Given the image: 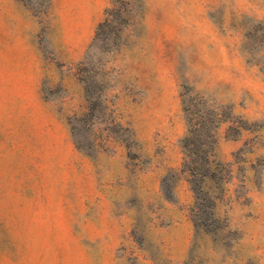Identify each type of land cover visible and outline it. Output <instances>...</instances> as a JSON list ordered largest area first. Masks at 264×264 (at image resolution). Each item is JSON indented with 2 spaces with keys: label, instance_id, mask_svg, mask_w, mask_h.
<instances>
[{
  "label": "rangeland",
  "instance_id": "rangeland-1",
  "mask_svg": "<svg viewBox=\"0 0 264 264\" xmlns=\"http://www.w3.org/2000/svg\"><path fill=\"white\" fill-rule=\"evenodd\" d=\"M102 2L74 65L85 109L67 117L89 165L22 158L0 121V264H264V0ZM71 5L95 9L94 0H0V54L6 31L29 17L52 58L53 17ZM157 124L184 129L181 172L194 200L182 260L157 245L150 223L161 202L139 183L142 150L162 149L157 136L145 146L139 137ZM224 139L228 160L216 155ZM108 150L127 152L128 177L102 171L100 191L92 161Z\"/></svg>",
  "mask_w": 264,
  "mask_h": 264
},
{
  "label": "crops",
  "instance_id": "crops-1",
  "mask_svg": "<svg viewBox=\"0 0 264 264\" xmlns=\"http://www.w3.org/2000/svg\"><path fill=\"white\" fill-rule=\"evenodd\" d=\"M94 4L92 14L85 6L59 7L63 12H56L53 17L56 39L52 42L55 52L52 58L40 52L34 39L37 26L29 17L25 21L21 17L18 26L6 31L7 39L0 54V121H6V133L16 136L13 148L22 158L38 157L48 161L45 166L74 167L79 162L88 166L91 162L75 148L67 117L85 109L84 86L74 65L81 60L93 30L101 21L103 2L94 0ZM183 133L180 125L171 131L157 124L154 131L149 129L147 135L139 137L144 146L149 144L151 136L161 141V150H150V147L142 150L145 166L139 183L148 191V200L157 197L161 202L150 229L155 232L157 245L175 260H182L188 252L193 234L189 216L193 191L181 172L183 155L179 139ZM231 142L221 141L216 151L220 159H230ZM127 160L125 150L97 153L92 161L95 189L101 191L103 187L102 171L108 176L109 172L113 174L115 166L126 180ZM169 173H174L175 177L172 194L166 197L164 179ZM98 196L101 197V193Z\"/></svg>",
  "mask_w": 264,
  "mask_h": 264
},
{
  "label": "trees",
  "instance_id": "trees-1",
  "mask_svg": "<svg viewBox=\"0 0 264 264\" xmlns=\"http://www.w3.org/2000/svg\"><path fill=\"white\" fill-rule=\"evenodd\" d=\"M182 170V169H181ZM187 170L190 172V176H193L194 174H195V172L194 171H192V168L190 169V168H187ZM183 171V170H182ZM188 180V182H189V184H192V181L190 180V179H187Z\"/></svg>",
  "mask_w": 264,
  "mask_h": 264
}]
</instances>
